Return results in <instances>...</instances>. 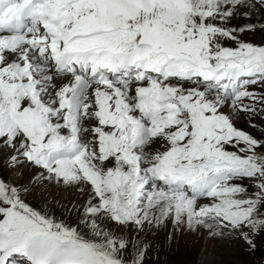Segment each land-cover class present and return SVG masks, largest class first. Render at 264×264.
Segmentation results:
<instances>
[{
    "label": "snow or ice",
    "instance_id": "obj_1",
    "mask_svg": "<svg viewBox=\"0 0 264 264\" xmlns=\"http://www.w3.org/2000/svg\"><path fill=\"white\" fill-rule=\"evenodd\" d=\"M183 237L264 240V0H0V264Z\"/></svg>",
    "mask_w": 264,
    "mask_h": 264
},
{
    "label": "rangeland",
    "instance_id": "obj_2",
    "mask_svg": "<svg viewBox=\"0 0 264 264\" xmlns=\"http://www.w3.org/2000/svg\"><path fill=\"white\" fill-rule=\"evenodd\" d=\"M62 195L66 196L62 202L74 198L71 192ZM158 240L163 245L164 234ZM259 245L264 246V240H258ZM262 261L264 257H260L257 248L250 251L243 242L212 243L197 237L178 238L170 248L164 246L159 253V264H260Z\"/></svg>",
    "mask_w": 264,
    "mask_h": 264
},
{
    "label": "trees",
    "instance_id": "obj_3",
    "mask_svg": "<svg viewBox=\"0 0 264 264\" xmlns=\"http://www.w3.org/2000/svg\"><path fill=\"white\" fill-rule=\"evenodd\" d=\"M258 253L260 254V257H264V246H257ZM260 264H264V261L260 262Z\"/></svg>",
    "mask_w": 264,
    "mask_h": 264
}]
</instances>
